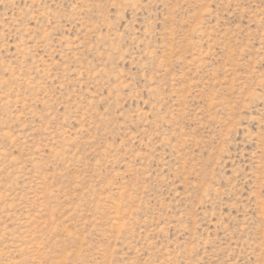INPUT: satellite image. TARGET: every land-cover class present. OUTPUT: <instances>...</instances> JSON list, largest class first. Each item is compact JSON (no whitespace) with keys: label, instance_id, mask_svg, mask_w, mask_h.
<instances>
[{"label":"rangeland","instance_id":"obj_1","mask_svg":"<svg viewBox=\"0 0 264 264\" xmlns=\"http://www.w3.org/2000/svg\"><path fill=\"white\" fill-rule=\"evenodd\" d=\"M0 264H264V0H0Z\"/></svg>","mask_w":264,"mask_h":264}]
</instances>
